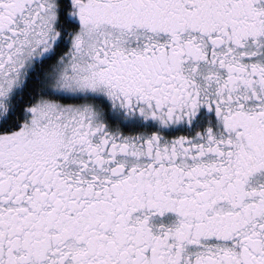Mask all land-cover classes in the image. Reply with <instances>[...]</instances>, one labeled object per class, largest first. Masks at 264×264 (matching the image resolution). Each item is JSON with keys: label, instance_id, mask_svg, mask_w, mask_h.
I'll use <instances>...</instances> for the list:
<instances>
[{"label": "snow or ice", "instance_id": "1", "mask_svg": "<svg viewBox=\"0 0 264 264\" xmlns=\"http://www.w3.org/2000/svg\"><path fill=\"white\" fill-rule=\"evenodd\" d=\"M0 264H264V0H0Z\"/></svg>", "mask_w": 264, "mask_h": 264}]
</instances>
